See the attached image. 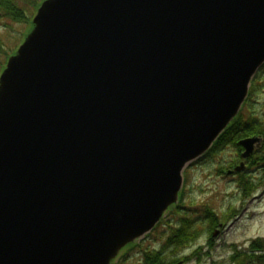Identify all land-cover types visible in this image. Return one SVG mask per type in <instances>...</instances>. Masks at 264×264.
Returning <instances> with one entry per match:
<instances>
[{
	"label": "water",
	"instance_id": "1",
	"mask_svg": "<svg viewBox=\"0 0 264 264\" xmlns=\"http://www.w3.org/2000/svg\"><path fill=\"white\" fill-rule=\"evenodd\" d=\"M263 64L264 0H43L0 73V264H112Z\"/></svg>",
	"mask_w": 264,
	"mask_h": 264
},
{
	"label": "rangeland",
	"instance_id": "2",
	"mask_svg": "<svg viewBox=\"0 0 264 264\" xmlns=\"http://www.w3.org/2000/svg\"><path fill=\"white\" fill-rule=\"evenodd\" d=\"M29 28L30 25L18 23H13L11 28L0 27V62H5V51L9 55L16 52ZM261 73L250 107L264 118V67ZM239 152L232 144L223 149L217 147L185 168L180 209L197 221L200 233L189 245L179 250H166L168 258L175 259L176 264H230L229 257L234 246L244 248L249 240L264 236V166L253 164L242 170L246 181L255 186L248 196H242L238 172L225 174L226 170L233 171L243 161ZM205 206L213 210L218 218V225L211 229L208 220L204 219ZM177 221L178 215L175 214L168 222L175 225ZM168 222L143 238L139 242L140 250L128 251L125 260L123 258L124 264H143V252L159 250L169 230ZM125 253L124 249L120 251L114 262L117 263L119 256L122 259ZM185 257L190 259L185 261Z\"/></svg>",
	"mask_w": 264,
	"mask_h": 264
},
{
	"label": "trees",
	"instance_id": "3",
	"mask_svg": "<svg viewBox=\"0 0 264 264\" xmlns=\"http://www.w3.org/2000/svg\"><path fill=\"white\" fill-rule=\"evenodd\" d=\"M42 1L43 0H0V27L4 26L11 28L13 23L27 24L31 27L32 17ZM4 53L6 54L7 59L9 54H7L6 51ZM5 62H0V71L4 68ZM263 67L264 65L261 66L255 74L242 109L208 150L209 154L217 147L218 149H223L225 146L232 144L239 151L241 150V146L237 145L239 140L254 135H260L263 139L261 147L255 150L245 161V169L253 166V164L261 163V165L264 166V118L257 115L250 107L253 104V96L257 90L258 76L263 73H261ZM243 172L244 171L238 172L241 180L239 184L242 188V196H248L255 186L252 185V182L250 183V181H246ZM183 195L184 189L179 195L178 203L169 208L166 217L162 219L152 230L153 233L160 225L168 222L171 215H178V221L175 225H171L169 222L167 223L169 225V230L160 249H153L152 251L147 252L145 251L141 254L143 257V264H176L175 259L168 258L166 250H179L183 246L185 247L189 245L198 238L200 230L196 224L197 221L188 216L187 213L185 214L181 212L180 205H182ZM205 210L206 214L204 219L208 220L210 229L212 226H217V215H215L213 210L206 206ZM137 248L140 250L141 244H130L126 249L124 256H121L122 259L119 257L117 263L115 264H124L128 251ZM189 259V257H185V261H188ZM229 261L230 264H264V236L249 240L248 245L244 248L234 246L232 248Z\"/></svg>",
	"mask_w": 264,
	"mask_h": 264
}]
</instances>
